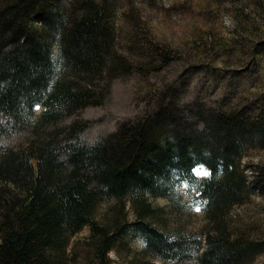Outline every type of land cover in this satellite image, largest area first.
Wrapping results in <instances>:
<instances>
[{
  "label": "trees",
  "instance_id": "obj_1",
  "mask_svg": "<svg viewBox=\"0 0 264 264\" xmlns=\"http://www.w3.org/2000/svg\"><path fill=\"white\" fill-rule=\"evenodd\" d=\"M119 1L0 0V137L26 129L34 136L24 148L0 153V264H112L111 254L129 238L144 243L145 255L170 263L245 264L261 243L232 233L230 219L254 190L264 193V166L254 168L251 182L241 168L250 150L264 148L263 99L262 106L224 101L217 109H181L173 91L162 92L143 117L88 147L79 141L87 124L60 126L101 105L112 79L159 72L174 60L169 45L136 27L131 56L116 51ZM255 4L264 12V0ZM236 17L238 38L230 45L240 64H249L264 56V21ZM198 38L194 47L205 61L215 35L206 29ZM39 106L44 110L31 121ZM198 166L210 176L196 181ZM194 182L210 228L204 242L167 233L160 227L164 210L153 204ZM86 227L89 237L70 249Z\"/></svg>",
  "mask_w": 264,
  "mask_h": 264
},
{
  "label": "rangeland",
  "instance_id": "obj_2",
  "mask_svg": "<svg viewBox=\"0 0 264 264\" xmlns=\"http://www.w3.org/2000/svg\"><path fill=\"white\" fill-rule=\"evenodd\" d=\"M115 17L116 51L126 56L132 49L133 29L140 36H149L154 42L169 45L174 51V60L159 72H134L125 77L112 79L109 92L103 103L79 111L60 126L85 123L87 129L80 135L84 146H93L122 126L129 125L151 111L162 92L173 91L179 107L185 109L195 103L217 109L222 102L227 105L264 101V56L253 57L249 64H240L238 51L230 45L237 37V14H244L255 24L264 21L263 9L256 7L255 0H120ZM210 18L208 15H213ZM264 23V22H263ZM209 29L215 35L216 44L205 61L199 59L194 47L198 34ZM236 36V37H235ZM240 40V38H239ZM240 46L246 43L239 41ZM210 45V44H209ZM225 46V47H224ZM55 56L57 52H54ZM147 60L142 59V62ZM157 65H162L158 62ZM155 99V100H154ZM44 109L35 108L31 121L38 118ZM187 116V115H186ZM31 129L11 137H0V153L3 150H18L33 139ZM264 166V148L250 150L241 162V168L250 179L256 174L254 168ZM207 173L204 175L202 173ZM196 181L208 178L204 167L193 171ZM114 203H103L98 215H103ZM163 213L160 227L167 233L201 240L210 229L203 211L204 202L199 197L197 182L179 184L172 199L155 200ZM199 207L200 211L195 209ZM129 219H134L131 203H127ZM230 230L236 236L261 243L245 264H264V193L254 190L248 200L231 210ZM90 235L86 227L70 240V249L84 242ZM80 247V246H78ZM141 240L129 238L126 248L112 253V264H198L194 260L170 263L144 254ZM77 264H82L81 258Z\"/></svg>",
  "mask_w": 264,
  "mask_h": 264
},
{
  "label": "snow or ice",
  "instance_id": "obj_3",
  "mask_svg": "<svg viewBox=\"0 0 264 264\" xmlns=\"http://www.w3.org/2000/svg\"><path fill=\"white\" fill-rule=\"evenodd\" d=\"M202 174H204V175H207V173H206V172H205V173H202ZM195 210H196V211H200V208H199V207H197Z\"/></svg>",
  "mask_w": 264,
  "mask_h": 264
}]
</instances>
